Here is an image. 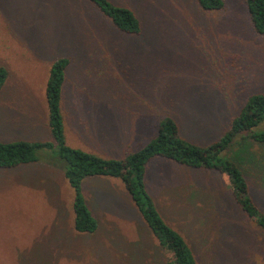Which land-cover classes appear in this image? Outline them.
Masks as SVG:
<instances>
[{
    "label": "rangeland",
    "instance_id": "374dc122",
    "mask_svg": "<svg viewBox=\"0 0 264 264\" xmlns=\"http://www.w3.org/2000/svg\"><path fill=\"white\" fill-rule=\"evenodd\" d=\"M110 1L132 10L139 35L117 33L94 12L74 16L72 0H0V66L8 73L0 141L49 140L44 83L58 57L69 61L60 104L66 142L106 159L138 150L162 117L175 120L182 138L208 145L248 95L264 94V33L252 31L244 0H222L211 13L194 0ZM53 150L0 169V264H156L158 248L117 179L83 182L97 228L73 231L71 189L45 162ZM245 176L264 213V186ZM143 181L196 264H264V232L244 221L223 176L158 159Z\"/></svg>",
    "mask_w": 264,
    "mask_h": 264
},
{
    "label": "trees",
    "instance_id": "16d2710c",
    "mask_svg": "<svg viewBox=\"0 0 264 264\" xmlns=\"http://www.w3.org/2000/svg\"><path fill=\"white\" fill-rule=\"evenodd\" d=\"M194 2L204 13L216 12L223 5L222 0ZM244 5L252 31L262 35L264 0H244ZM72 6L73 11L78 13L74 16L84 20L86 13L94 12L124 36H136L141 32L140 21L132 10L110 0H72ZM68 63L65 57L52 61L44 83L49 140L0 141V169L43 161L44 158L37 156V153L54 148V158L49 161L45 159V162L60 168L63 179L71 189L72 229L77 234H91L97 228L95 219L85 205L83 182L93 177L117 179L158 248L156 264H196V261L183 237L163 220L146 192L143 177L147 164L152 160L168 161L189 170H202L223 176L230 197L242 213L244 221L251 222L264 232V213L251 196L245 176L246 172L251 173L259 180L260 186H264V129H259L264 124L263 93L248 95L230 119L226 130L208 145L200 146L182 138L175 120L162 117L157 120L154 137L142 147L123 158L106 159L66 142L60 104ZM7 77V71L0 66V92ZM194 195L196 197L192 199L197 200L196 191Z\"/></svg>",
    "mask_w": 264,
    "mask_h": 264
}]
</instances>
